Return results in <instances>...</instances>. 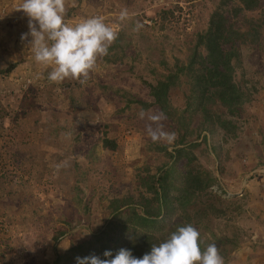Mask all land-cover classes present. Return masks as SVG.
I'll list each match as a JSON object with an SVG mask.
<instances>
[{
    "label": "rangeland",
    "instance_id": "obj_1",
    "mask_svg": "<svg viewBox=\"0 0 264 264\" xmlns=\"http://www.w3.org/2000/svg\"><path fill=\"white\" fill-rule=\"evenodd\" d=\"M248 2L65 0L70 25L118 33L82 84L47 81L22 0H0V264L142 258L186 224L224 264H264V0ZM161 113L170 144L146 133Z\"/></svg>",
    "mask_w": 264,
    "mask_h": 264
},
{
    "label": "clouds",
    "instance_id": "obj_2",
    "mask_svg": "<svg viewBox=\"0 0 264 264\" xmlns=\"http://www.w3.org/2000/svg\"><path fill=\"white\" fill-rule=\"evenodd\" d=\"M18 9L28 18L29 31L22 34L21 39L31 37L28 45L34 61L50 68L46 78L51 83L70 79L83 84L98 59L108 54L117 39L115 28L101 16L84 18L70 25L66 20L65 0H22ZM127 19L128 12L122 9L117 20L122 25ZM139 117H145L143 110ZM148 119L152 124L147 126L146 133L153 142L170 144L174 141L175 133L164 131L160 123L163 113ZM199 237L198 229L186 224L178 226L159 244H153L142 258L133 256L130 249L121 248L114 256L110 250H105L103 256L110 259L95 255L77 257L76 264H224L216 244L210 243L202 250Z\"/></svg>",
    "mask_w": 264,
    "mask_h": 264
},
{
    "label": "trees",
    "instance_id": "obj_3",
    "mask_svg": "<svg viewBox=\"0 0 264 264\" xmlns=\"http://www.w3.org/2000/svg\"><path fill=\"white\" fill-rule=\"evenodd\" d=\"M246 3L250 4L248 0H245ZM251 5H247V7H250ZM212 25L214 23L212 22ZM222 28L221 26H212L209 29V38H208V43L206 44V49L208 50L209 57L213 58L214 55H218L217 59H220L221 55H224L220 49V45L218 42V38L222 34ZM215 57V56H214ZM210 58V59H211ZM227 60V59H225ZM225 62V61H224ZM14 64H11L9 66V69L13 68ZM171 84V79L170 76L167 78L165 77L164 80H161L158 82L156 86H150L151 89V95L154 97L155 102L161 107H164L165 103V97L167 94V90ZM105 146H107L110 149L114 148V143L109 141V139H104Z\"/></svg>",
    "mask_w": 264,
    "mask_h": 264
}]
</instances>
